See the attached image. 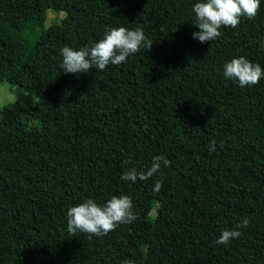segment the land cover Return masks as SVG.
Listing matches in <instances>:
<instances>
[{"label":"trees","instance_id":"1","mask_svg":"<svg viewBox=\"0 0 264 264\" xmlns=\"http://www.w3.org/2000/svg\"><path fill=\"white\" fill-rule=\"evenodd\" d=\"M197 2L0 0V82L36 96L0 108V264H264V77L240 87L224 76L239 56L264 69L252 37L264 0L205 43L192 35ZM48 10L64 15L46 22ZM121 26L143 30L139 52L104 70L61 69L64 46ZM156 155L170 165L121 179ZM122 194L134 221L67 231L68 208ZM246 217L238 238L217 243Z\"/></svg>","mask_w":264,"mask_h":264},{"label":"clouds","instance_id":"2","mask_svg":"<svg viewBox=\"0 0 264 264\" xmlns=\"http://www.w3.org/2000/svg\"><path fill=\"white\" fill-rule=\"evenodd\" d=\"M260 8V0H200L194 4L196 16L194 25L199 31L194 32L193 38L205 43L221 35L220 28H236L241 17L254 18ZM146 44V37L142 29L129 30L126 27L106 30L104 37L91 46L85 45L79 50L64 46L61 69L66 73L88 72L95 67L104 70L109 64H121L134 53L140 51ZM151 44H147L149 49ZM224 76L238 80L240 87L259 83L264 77V69L259 63H253L245 56L231 59L224 65ZM215 140L209 145V151H215ZM161 165L167 167L170 161L162 155L152 158L151 166L146 171H137L135 168L122 173L121 179L135 182L145 180L157 173ZM162 181L156 180L153 191L159 192ZM136 219L133 211V201L128 195H113L106 203L98 204L93 199H85L82 203L67 210V231L73 236L79 231L98 236L114 230L119 224L131 223ZM248 218H244L235 229H224L217 239L218 244L227 245L232 239L238 238L241 227H247ZM121 264H133L131 260H124Z\"/></svg>","mask_w":264,"mask_h":264},{"label":"rangeland","instance_id":"3","mask_svg":"<svg viewBox=\"0 0 264 264\" xmlns=\"http://www.w3.org/2000/svg\"><path fill=\"white\" fill-rule=\"evenodd\" d=\"M57 15L62 17L64 12L57 14L52 10H48L46 22L52 20ZM252 37L264 43V16H262V19L257 23ZM35 102L36 96L33 93L24 91L16 84L0 82V108L6 104H15L23 108H28L34 106ZM152 211L154 212V209Z\"/></svg>","mask_w":264,"mask_h":264}]
</instances>
